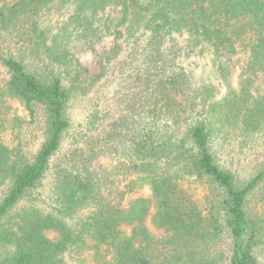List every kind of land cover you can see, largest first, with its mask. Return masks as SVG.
<instances>
[{
    "label": "trees",
    "instance_id": "1",
    "mask_svg": "<svg viewBox=\"0 0 264 264\" xmlns=\"http://www.w3.org/2000/svg\"><path fill=\"white\" fill-rule=\"evenodd\" d=\"M192 56L212 59L220 98L196 88L182 62ZM238 56L234 87L223 60ZM1 69L0 264H64L67 253L88 254L83 264H264V211L251 212L264 186V0H0ZM13 102L29 121L11 119ZM34 124L43 140L30 152ZM101 160L112 165L98 171ZM35 193L49 211L26 205L11 218Z\"/></svg>",
    "mask_w": 264,
    "mask_h": 264
},
{
    "label": "rangeland",
    "instance_id": "2",
    "mask_svg": "<svg viewBox=\"0 0 264 264\" xmlns=\"http://www.w3.org/2000/svg\"><path fill=\"white\" fill-rule=\"evenodd\" d=\"M53 22H56L55 18H51ZM111 43V40L105 41L101 46L97 48V51H101L103 48L109 46ZM181 43L184 45L185 44V38L181 39ZM80 61L82 64L88 68L91 72H95L99 70L98 67V60L95 57L94 54H86V55H80L79 56ZM224 62L228 61V66L230 68V77L229 81L234 87H238L240 82L243 80L242 73H243V67H244V62H245V57H234V58H229L225 57ZM184 67L192 73L194 77V82L196 88L200 85L207 84V85H214L215 86V96L216 98H220L224 93H226V86L222 83V78L220 77L219 74L216 73L215 68H213V62L212 59H203L199 58L196 56L192 57H186L182 61ZM7 77L5 71L3 69L0 70V79H5ZM258 85H260V88H263L261 86V82H258ZM263 90V89H262ZM11 105V119L14 117H19L23 119L24 121H29L30 118L25 111V108L16 102H13L10 104ZM30 129L33 130V134L35 135L34 138H31L30 135H24V146L25 150H29L30 152L35 149H37L40 145V143L43 140L42 136V131L41 129L37 128V125H31ZM11 146H16L19 142L17 136L15 135H10L9 137ZM71 149L68 143L65 144V147L62 149L60 155L57 157L58 160L63 159V155L67 153V151ZM112 165V161H106V160H101L95 163L94 168H96L98 171H100V168H110ZM49 183H51L50 176L47 177L44 180V185L43 188L39 191L42 195L48 196L50 194V188H49ZM192 193L195 197V200L199 204V206L202 209H206V199L208 196V191L202 183L199 181H193L192 184ZM149 192L145 191L144 195H148ZM31 207V206H36L40 208L43 211H49L47 208L48 205H45L44 199L39 197L38 193H35L33 195V198L31 201H27L22 203L20 206H18L14 212L11 218H15L18 220V215L17 213L19 210L22 209V207L26 206ZM264 211V186L252 196V201H251V212L254 215H259ZM46 236L51 239V240H57L59 238V234L54 232V231H47ZM88 254H74V253H67L64 255L63 261L64 264H83V260L87 259ZM261 262L264 263V253L263 256H260Z\"/></svg>",
    "mask_w": 264,
    "mask_h": 264
}]
</instances>
